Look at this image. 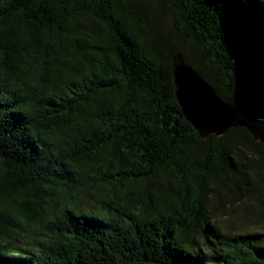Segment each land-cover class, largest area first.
Wrapping results in <instances>:
<instances>
[{
    "label": "trees",
    "instance_id": "1",
    "mask_svg": "<svg viewBox=\"0 0 264 264\" xmlns=\"http://www.w3.org/2000/svg\"><path fill=\"white\" fill-rule=\"evenodd\" d=\"M155 9L0 0V264H264V229L220 226L264 207V143L202 137L173 76L264 122V0Z\"/></svg>",
    "mask_w": 264,
    "mask_h": 264
},
{
    "label": "water",
    "instance_id": "2",
    "mask_svg": "<svg viewBox=\"0 0 264 264\" xmlns=\"http://www.w3.org/2000/svg\"><path fill=\"white\" fill-rule=\"evenodd\" d=\"M173 76L183 114L202 137H221L230 129L243 127L264 143V122L226 102L182 56L174 63Z\"/></svg>",
    "mask_w": 264,
    "mask_h": 264
},
{
    "label": "rangeland",
    "instance_id": "3",
    "mask_svg": "<svg viewBox=\"0 0 264 264\" xmlns=\"http://www.w3.org/2000/svg\"><path fill=\"white\" fill-rule=\"evenodd\" d=\"M146 1V2H145ZM147 5V9L153 12L155 15L157 9H155L156 3L160 0H143ZM167 15L164 18L165 24L170 21V14L166 12ZM259 173V172H257ZM252 176H255L253 173ZM246 206L241 205L234 215H232L227 221L222 222L220 225L222 230L225 232L232 231H245V232H254V231H263L264 229V207L257 200H248L246 199ZM221 222V220H220Z\"/></svg>",
    "mask_w": 264,
    "mask_h": 264
}]
</instances>
